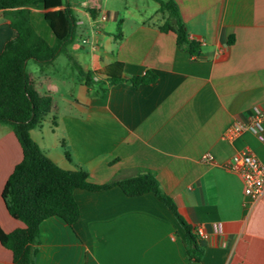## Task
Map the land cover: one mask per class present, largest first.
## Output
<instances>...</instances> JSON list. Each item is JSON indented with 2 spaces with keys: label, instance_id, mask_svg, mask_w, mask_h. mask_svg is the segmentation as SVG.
Segmentation results:
<instances>
[{
  "label": "crops",
  "instance_id": "crops-1",
  "mask_svg": "<svg viewBox=\"0 0 264 264\" xmlns=\"http://www.w3.org/2000/svg\"><path fill=\"white\" fill-rule=\"evenodd\" d=\"M176 2L190 38L200 43L197 54L183 50L174 31L160 28L166 16H157L158 8L128 24L116 10L86 6L81 17L71 4L77 28L67 52L47 64L36 62L33 71L28 64L32 86L52 98L31 135L60 167H82L98 184L152 170L185 220L195 231L202 228L204 235L196 231L204 247L200 261L189 260L185 230L154 193L129 196L112 185L76 187L80 214L72 225L59 216L41 222L36 264H264V194L249 199L241 176L226 166L242 149L264 163V143L250 131L223 137L264 104V0ZM29 9L37 33L56 45L43 0ZM111 22H119L118 29ZM15 36L8 12L0 10V53ZM117 61L126 78L150 72L156 79L102 83ZM74 62L92 74L95 88L81 79ZM99 84L107 88L103 94ZM4 125L0 226L10 232L25 225L3 198L23 150ZM0 264H16L1 242Z\"/></svg>",
  "mask_w": 264,
  "mask_h": 264
},
{
  "label": "trees",
  "instance_id": "trees-1",
  "mask_svg": "<svg viewBox=\"0 0 264 264\" xmlns=\"http://www.w3.org/2000/svg\"><path fill=\"white\" fill-rule=\"evenodd\" d=\"M34 1L0 0V10L8 12L10 24L16 30V36L5 44L0 53V124L8 125L15 132L23 150L22 160L16 164L5 183L3 198L9 213L25 224L10 232L0 226L1 244L12 251L14 263L36 264L41 222L51 216H59L72 225L79 218L80 209L74 196L76 187L99 190L119 185L129 196L154 193L185 230L189 260L200 261L204 247L199 235L185 220L177 203L162 188L152 170L98 184L89 179V173L82 167L75 170L60 167L32 137L31 130L42 123L51 108L52 98L40 94L32 86L28 62L34 60L41 65L47 64L58 54L67 52V45L73 40L77 28V18L70 0H43L45 20L57 39L56 45H50L31 22L29 6ZM155 1L159 3V11L168 13L160 28L174 31L177 43L183 50L190 54L199 53L200 43L190 38L176 0ZM90 12L94 16V9H90ZM76 65L81 79L95 88L92 74ZM155 79L156 75L150 72L126 78L123 63L117 61L107 67L101 82L112 85L130 81L138 85ZM106 89L100 85L97 92L103 94Z\"/></svg>",
  "mask_w": 264,
  "mask_h": 264
},
{
  "label": "built area",
  "instance_id": "built-area-1",
  "mask_svg": "<svg viewBox=\"0 0 264 264\" xmlns=\"http://www.w3.org/2000/svg\"><path fill=\"white\" fill-rule=\"evenodd\" d=\"M100 17L105 20L108 15L105 12ZM244 131L254 133L264 143V104L255 106V112L247 122H234L223 137L233 139ZM204 159H209V156H204ZM226 166L241 176L245 195L249 199L257 200L264 194V163L254 152L249 149L239 150L231 156ZM196 231L200 236L204 235L201 227L196 228Z\"/></svg>",
  "mask_w": 264,
  "mask_h": 264
},
{
  "label": "rangeland",
  "instance_id": "rangeland-1",
  "mask_svg": "<svg viewBox=\"0 0 264 264\" xmlns=\"http://www.w3.org/2000/svg\"><path fill=\"white\" fill-rule=\"evenodd\" d=\"M72 6L81 10L75 11L77 15L81 16L86 6L104 8L108 10H116L123 16L128 24L136 22L141 16L153 13L158 7L159 3L155 0H70ZM157 16H167L165 11H157ZM82 17V16H81ZM109 23V22H108ZM114 29H118L119 22H111ZM65 55L61 54L60 61H67ZM29 69L35 70L38 65L34 60H29ZM5 126V125H4Z\"/></svg>",
  "mask_w": 264,
  "mask_h": 264
}]
</instances>
